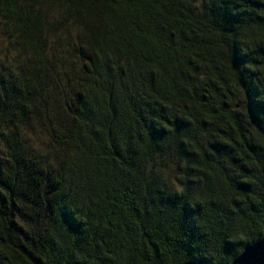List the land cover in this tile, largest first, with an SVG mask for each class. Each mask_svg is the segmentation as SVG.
<instances>
[{
  "label": "trees",
  "instance_id": "1",
  "mask_svg": "<svg viewBox=\"0 0 264 264\" xmlns=\"http://www.w3.org/2000/svg\"><path fill=\"white\" fill-rule=\"evenodd\" d=\"M263 235L264 0H0V264Z\"/></svg>",
  "mask_w": 264,
  "mask_h": 264
},
{
  "label": "water",
  "instance_id": "2",
  "mask_svg": "<svg viewBox=\"0 0 264 264\" xmlns=\"http://www.w3.org/2000/svg\"><path fill=\"white\" fill-rule=\"evenodd\" d=\"M185 264H201L188 261ZM226 264H264V235L247 245L232 261Z\"/></svg>",
  "mask_w": 264,
  "mask_h": 264
}]
</instances>
